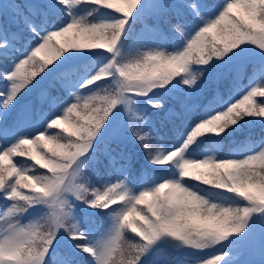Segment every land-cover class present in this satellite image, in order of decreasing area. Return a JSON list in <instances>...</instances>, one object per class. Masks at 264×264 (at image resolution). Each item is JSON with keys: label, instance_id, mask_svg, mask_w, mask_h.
<instances>
[{"label": "snow or ice", "instance_id": "snow-or-ice-1", "mask_svg": "<svg viewBox=\"0 0 264 264\" xmlns=\"http://www.w3.org/2000/svg\"><path fill=\"white\" fill-rule=\"evenodd\" d=\"M0 264H264V0H0Z\"/></svg>", "mask_w": 264, "mask_h": 264}, {"label": "trees", "instance_id": "trees-1", "mask_svg": "<svg viewBox=\"0 0 264 264\" xmlns=\"http://www.w3.org/2000/svg\"><path fill=\"white\" fill-rule=\"evenodd\" d=\"M260 134H261V132H260V129L257 127L256 129H255V131H254V135H255V137H259L260 136ZM225 151H227V149L226 148H224L223 146L221 147V153H223V152H225Z\"/></svg>", "mask_w": 264, "mask_h": 264}]
</instances>
